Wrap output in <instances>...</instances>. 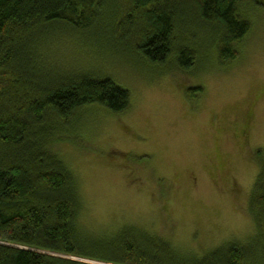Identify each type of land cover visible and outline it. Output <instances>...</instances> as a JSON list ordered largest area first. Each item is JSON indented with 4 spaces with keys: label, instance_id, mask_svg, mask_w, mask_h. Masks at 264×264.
Returning <instances> with one entry per match:
<instances>
[{
    "label": "rangeland",
    "instance_id": "374dc122",
    "mask_svg": "<svg viewBox=\"0 0 264 264\" xmlns=\"http://www.w3.org/2000/svg\"><path fill=\"white\" fill-rule=\"evenodd\" d=\"M105 3L107 15L117 0ZM239 5L251 31L223 65L220 31L189 1L181 5L176 39L197 52L190 71L178 69L174 56L146 60L130 30L90 36L57 27L41 36L37 70L54 84L109 78L130 94L123 113L84 106L51 130L61 139L50 149L74 178L78 221L88 229L142 226L198 255L252 235L249 196L260 173L256 156H264V0Z\"/></svg>",
    "mask_w": 264,
    "mask_h": 264
},
{
    "label": "trees",
    "instance_id": "16d2710c",
    "mask_svg": "<svg viewBox=\"0 0 264 264\" xmlns=\"http://www.w3.org/2000/svg\"><path fill=\"white\" fill-rule=\"evenodd\" d=\"M188 1L220 31L219 63L235 60L251 31L239 10L243 0H117L107 15L105 0H0V264H264V156H256L260 173L249 196L252 235L198 255L142 226L88 229L78 221L74 178L50 149L61 139L51 130L58 132L81 107L120 114L129 109L130 94L109 78L54 84L50 73L37 70L44 61L35 55L41 36L57 27L90 36L130 30V44L146 60L174 56L178 69L190 71L197 52L176 39L180 7Z\"/></svg>",
    "mask_w": 264,
    "mask_h": 264
},
{
    "label": "water",
    "instance_id": "95a60500",
    "mask_svg": "<svg viewBox=\"0 0 264 264\" xmlns=\"http://www.w3.org/2000/svg\"><path fill=\"white\" fill-rule=\"evenodd\" d=\"M70 258H72V257H70ZM73 259H75V258H73ZM75 260H77V259H75ZM80 260V259H79ZM93 262V261H92ZM94 263H96V262H94Z\"/></svg>",
    "mask_w": 264,
    "mask_h": 264
}]
</instances>
